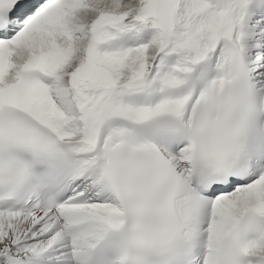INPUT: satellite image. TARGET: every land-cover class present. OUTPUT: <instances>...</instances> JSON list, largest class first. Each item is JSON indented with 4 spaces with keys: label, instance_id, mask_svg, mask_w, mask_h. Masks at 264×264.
<instances>
[{
    "label": "snow or ice",
    "instance_id": "obj_1",
    "mask_svg": "<svg viewBox=\"0 0 264 264\" xmlns=\"http://www.w3.org/2000/svg\"><path fill=\"white\" fill-rule=\"evenodd\" d=\"M0 264H264V0H0Z\"/></svg>",
    "mask_w": 264,
    "mask_h": 264
}]
</instances>
